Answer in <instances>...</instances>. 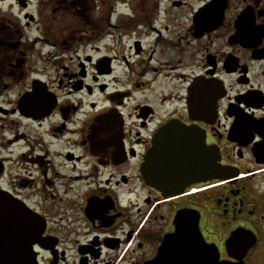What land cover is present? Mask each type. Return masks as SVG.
I'll return each instance as SVG.
<instances>
[{"label":"flooded vegetation","instance_id":"af4514ba","mask_svg":"<svg viewBox=\"0 0 264 264\" xmlns=\"http://www.w3.org/2000/svg\"><path fill=\"white\" fill-rule=\"evenodd\" d=\"M0 197V264H264V0H0Z\"/></svg>","mask_w":264,"mask_h":264},{"label":"water","instance_id":"95a60500","mask_svg":"<svg viewBox=\"0 0 264 264\" xmlns=\"http://www.w3.org/2000/svg\"><path fill=\"white\" fill-rule=\"evenodd\" d=\"M176 134H159L156 142L154 144V148L152 150V153L149 158L152 157V155L159 156L160 160H165L166 158H171V164L170 166H165L166 170L168 171L171 178H178V176L182 172L183 167V157L186 154L185 146L182 147V144H176L175 140L179 141V137L177 139L175 138ZM181 136H185V134H181ZM187 139H189V135L186 134ZM184 140V141H185ZM183 141V142H184ZM174 146H177L176 148ZM151 161L146 158V161L143 165L144 175L147 179V173L149 170V165ZM0 210L1 211H7L9 212V216L7 218L15 219L21 221L27 222V227H30L29 222L32 220V216L29 215L28 211L22 207L20 204L7 201L0 197ZM18 212V213H17ZM18 214V215H16ZM180 221L183 226L187 227H196L197 225L193 223V216L188 213H182L179 215ZM178 216V217H179ZM179 224V223H178ZM177 224V226H178ZM190 236L189 233H180L176 235L175 237H167L164 239L163 244L158 250V254L155 257V259L147 264H179L180 261H176L178 263L170 262L169 260L173 258L172 253H174V250L177 248H181V250L185 252H189L193 246L189 244V241L185 238H188ZM12 264H36L35 258L33 256L32 251L27 248L25 252V257L18 258L17 260H14L11 258ZM181 264H184L183 262Z\"/></svg>","mask_w":264,"mask_h":264}]
</instances>
